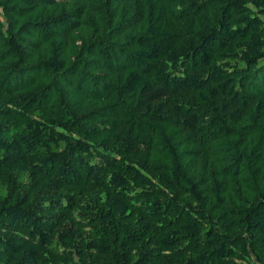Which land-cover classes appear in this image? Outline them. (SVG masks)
<instances>
[{
	"label": "trees",
	"instance_id": "16d2710c",
	"mask_svg": "<svg viewBox=\"0 0 264 264\" xmlns=\"http://www.w3.org/2000/svg\"><path fill=\"white\" fill-rule=\"evenodd\" d=\"M0 264H264V0H0Z\"/></svg>",
	"mask_w": 264,
	"mask_h": 264
},
{
	"label": "rangeland",
	"instance_id": "374dc122",
	"mask_svg": "<svg viewBox=\"0 0 264 264\" xmlns=\"http://www.w3.org/2000/svg\"><path fill=\"white\" fill-rule=\"evenodd\" d=\"M189 17L188 16H185V17H183V20H187ZM177 20H179V21H182V20H180V19H178L177 18ZM175 24H177V22H173L172 24H171V26L173 27V28H175L176 29V27H175ZM80 209L79 208H77V209H75V211L73 212L74 213V216H75V218H76V220H79V223H81L82 224V227H83V230H84V235H87L88 234V232H89V230H90V226L88 225V224H84V223H86L84 220H82V219H77V217H76V213H80ZM73 213H72V215H73ZM83 216V215H82ZM68 223H69V220H67V224L66 225H68ZM84 224V225H83Z\"/></svg>",
	"mask_w": 264,
	"mask_h": 264
}]
</instances>
